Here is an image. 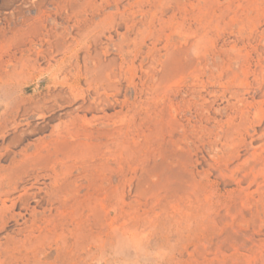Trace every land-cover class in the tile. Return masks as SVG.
I'll return each mask as SVG.
<instances>
[{"label":"rangeland","instance_id":"rangeland-1","mask_svg":"<svg viewBox=\"0 0 264 264\" xmlns=\"http://www.w3.org/2000/svg\"><path fill=\"white\" fill-rule=\"evenodd\" d=\"M0 264H264V0H0Z\"/></svg>","mask_w":264,"mask_h":264},{"label":"bare ground","instance_id":"bare-ground-1","mask_svg":"<svg viewBox=\"0 0 264 264\" xmlns=\"http://www.w3.org/2000/svg\"><path fill=\"white\" fill-rule=\"evenodd\" d=\"M63 64H65V61H63L61 65H63ZM66 70L67 69H65V67H60L59 69L56 70V72L53 74V76H50L48 78V80L50 82H54V83L59 82L62 87L69 90L70 95L75 96V94L78 92V86H79L78 85V79H79V75H80V70L79 69L75 70V72H76L75 75L67 72ZM86 70H87V68H86ZM69 125H74V122H71L69 124H63L61 127L66 128Z\"/></svg>","mask_w":264,"mask_h":264}]
</instances>
